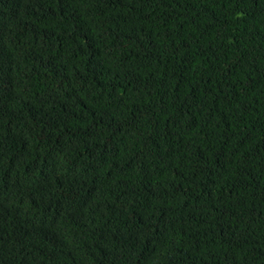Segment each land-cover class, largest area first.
Listing matches in <instances>:
<instances>
[{"label": "trees", "instance_id": "1", "mask_svg": "<svg viewBox=\"0 0 264 264\" xmlns=\"http://www.w3.org/2000/svg\"><path fill=\"white\" fill-rule=\"evenodd\" d=\"M0 264H264V0H0Z\"/></svg>", "mask_w": 264, "mask_h": 264}]
</instances>
